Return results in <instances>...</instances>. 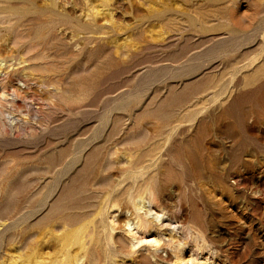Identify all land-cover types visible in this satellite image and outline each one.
I'll return each instance as SVG.
<instances>
[{
  "label": "rangeland",
  "instance_id": "rangeland-1",
  "mask_svg": "<svg viewBox=\"0 0 264 264\" xmlns=\"http://www.w3.org/2000/svg\"><path fill=\"white\" fill-rule=\"evenodd\" d=\"M0 264H264V0H0Z\"/></svg>",
  "mask_w": 264,
  "mask_h": 264
},
{
  "label": "bare ground",
  "instance_id": "bare-ground-1",
  "mask_svg": "<svg viewBox=\"0 0 264 264\" xmlns=\"http://www.w3.org/2000/svg\"><path fill=\"white\" fill-rule=\"evenodd\" d=\"M14 95L17 96V95H16V91H14Z\"/></svg>",
  "mask_w": 264,
  "mask_h": 264
}]
</instances>
